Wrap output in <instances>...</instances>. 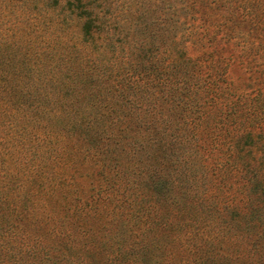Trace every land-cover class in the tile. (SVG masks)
Listing matches in <instances>:
<instances>
[{
	"label": "trees",
	"instance_id": "trees-1",
	"mask_svg": "<svg viewBox=\"0 0 264 264\" xmlns=\"http://www.w3.org/2000/svg\"><path fill=\"white\" fill-rule=\"evenodd\" d=\"M0 264H264V0H0Z\"/></svg>",
	"mask_w": 264,
	"mask_h": 264
},
{
	"label": "rangeland",
	"instance_id": "rangeland-1",
	"mask_svg": "<svg viewBox=\"0 0 264 264\" xmlns=\"http://www.w3.org/2000/svg\"><path fill=\"white\" fill-rule=\"evenodd\" d=\"M124 2V0H121V4Z\"/></svg>",
	"mask_w": 264,
	"mask_h": 264
}]
</instances>
